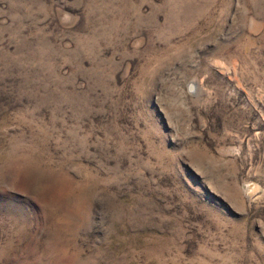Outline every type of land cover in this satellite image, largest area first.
Wrapping results in <instances>:
<instances>
[{
	"label": "rangeland",
	"instance_id": "rangeland-1",
	"mask_svg": "<svg viewBox=\"0 0 264 264\" xmlns=\"http://www.w3.org/2000/svg\"><path fill=\"white\" fill-rule=\"evenodd\" d=\"M0 264H264V0H0Z\"/></svg>",
	"mask_w": 264,
	"mask_h": 264
}]
</instances>
